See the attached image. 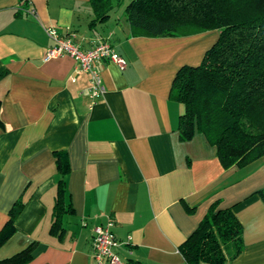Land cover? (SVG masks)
<instances>
[{
  "label": "crops",
  "instance_id": "0c3cea01",
  "mask_svg": "<svg viewBox=\"0 0 264 264\" xmlns=\"http://www.w3.org/2000/svg\"><path fill=\"white\" fill-rule=\"evenodd\" d=\"M127 3L99 21L91 0H0V231L23 204L0 260L37 242L29 264H95V228L111 219L125 264H187L180 246L218 203L243 227V251L226 264H264V158L224 169L204 135L180 140L185 107L170 99L178 70L199 65L219 32L136 37ZM47 28L74 34L83 51L107 42L124 58L123 71L98 62L106 93L94 107L73 58L45 61L55 45ZM59 154L72 207L61 239L50 233Z\"/></svg>",
  "mask_w": 264,
  "mask_h": 264
},
{
  "label": "trees",
  "instance_id": "16d2710c",
  "mask_svg": "<svg viewBox=\"0 0 264 264\" xmlns=\"http://www.w3.org/2000/svg\"><path fill=\"white\" fill-rule=\"evenodd\" d=\"M27 8L29 0H20ZM99 21L121 0H91ZM24 8V9H25ZM124 15L136 37L169 38L218 31L215 44L197 66L180 68L170 99L183 104L178 131L182 142L197 134L217 149L224 169L246 168L264 158V0H131ZM56 205L50 233L62 238L61 219L72 213L66 202L70 167L58 155ZM258 195L264 202V189ZM212 205L196 231L180 246L187 264H226L243 251V227L233 207ZM23 209L18 201L0 231V248L16 233ZM35 242L0 264H29Z\"/></svg>",
  "mask_w": 264,
  "mask_h": 264
},
{
  "label": "built area",
  "instance_id": "2783aa9c",
  "mask_svg": "<svg viewBox=\"0 0 264 264\" xmlns=\"http://www.w3.org/2000/svg\"><path fill=\"white\" fill-rule=\"evenodd\" d=\"M47 36L55 45L47 50L45 61L69 56L77 64L75 75L88 74L90 86L88 88L91 107H94L106 93L97 64L101 61H109L116 64L122 71L126 69L123 57L117 54L114 47L107 42H100L89 51H83L75 43V35H62L54 28L45 30ZM75 81V78H72ZM114 222L108 219L104 224L95 228V236L92 246V256L95 264H125L115 253L118 242L113 233Z\"/></svg>",
  "mask_w": 264,
  "mask_h": 264
},
{
  "label": "rangeland",
  "instance_id": "374dc122",
  "mask_svg": "<svg viewBox=\"0 0 264 264\" xmlns=\"http://www.w3.org/2000/svg\"><path fill=\"white\" fill-rule=\"evenodd\" d=\"M122 1V6H120V8L118 7L117 8V11H118V15H121L122 14V12H123V9H124V5L126 4V2H128L127 4H129L130 3V1L131 0H121ZM213 32V31H212ZM202 34H204V33H202ZM197 35H199V34H197ZM205 35V34H204ZM183 37H186V36H183ZM209 36H207V38H208ZM198 40V39H197ZM203 41H206V40H203Z\"/></svg>",
  "mask_w": 264,
  "mask_h": 264
}]
</instances>
